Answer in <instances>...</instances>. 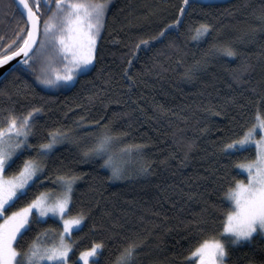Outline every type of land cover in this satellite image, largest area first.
<instances>
[{"label": "trees", "instance_id": "trees-1", "mask_svg": "<svg viewBox=\"0 0 264 264\" xmlns=\"http://www.w3.org/2000/svg\"><path fill=\"white\" fill-rule=\"evenodd\" d=\"M179 2L108 0L96 59L64 90L38 83L31 69L12 71L0 82V89L10 96L0 97V108L14 106L17 112L32 105L44 108L36 121L38 137L31 138L32 143L41 142L56 128L74 134L51 154L48 167L53 176L15 205L21 207L39 192L55 187V175L84 174L75 186L73 213L83 210L87 218L69 239L74 245L70 264L94 239L109 240L115 254L121 237L143 241L136 264H184L190 249L220 235L221 212L228 205L224 200L230 186L227 181H233L236 173V179L246 180L235 165L254 159V149L232 158L222 157L219 149L222 142L237 138L255 122L257 102L264 95V20L260 19L264 0L200 1L179 32L140 51L131 66L134 82L130 86L123 76L126 54L173 19ZM10 3L0 0V9ZM6 15L0 19V33L10 25L15 28L19 19L10 8ZM189 22L213 27L203 40L195 41L187 31ZM228 46L238 55L226 56L221 49ZM242 65L248 70L237 81L233 72H239ZM35 67L39 71L40 65ZM189 69L193 70L191 79L184 75ZM93 120L128 133L122 144L143 146L142 151L123 158L122 178L108 179L111 171L102 167L99 157L81 160L84 147L92 143L90 133L96 131L89 127ZM144 167L148 171L142 172ZM57 168L61 173L55 172ZM46 221L33 226L19 246L27 248L37 232L57 227L55 219ZM109 248L99 258L101 264H110ZM262 261L264 235H257L252 241L232 245L226 264Z\"/></svg>", "mask_w": 264, "mask_h": 264}, {"label": "snow or ice", "instance_id": "snow-or-ice-1", "mask_svg": "<svg viewBox=\"0 0 264 264\" xmlns=\"http://www.w3.org/2000/svg\"><path fill=\"white\" fill-rule=\"evenodd\" d=\"M199 2L180 0L178 6H174L173 19L164 23L156 35L140 39L132 46L126 54L127 65L123 70L130 86L134 77L129 73L135 60L139 59L140 51H146L151 42L171 32H179L185 25V17L195 11L194 6H199ZM107 6L108 0H11L0 9V17L7 18L6 12L10 8L19 19L15 28L10 30L11 34L8 31L0 33V66L19 58L11 71L31 69L37 82L49 88L68 84L76 76V70L84 71L94 63ZM260 19L264 20V11ZM212 27L207 22H189L187 31L192 40L200 41L210 34ZM221 51L229 57L238 55L231 46ZM37 64L40 65L39 71L35 67ZM53 65H63V68ZM247 70L248 66L242 65L239 72H233V79L239 81ZM192 71H186L185 77L191 79ZM3 96H9V93L0 89V97ZM257 103L255 122L242 134L238 133L237 138L222 142L219 149L222 157L232 158L250 151L255 145V159L245 158L235 165L246 171V180L236 179L235 175H239L236 173L234 183L227 181L230 186L224 193V200L228 205L221 212L220 235L205 239L190 249L184 264H192L193 260L195 264H226L232 245L264 235V95ZM43 111L42 106L35 105L24 112H17L14 106L0 108V264H69L74 247L69 239L86 222L87 214L83 210L73 213L75 186L83 178V173H61L57 168L55 172L61 174L55 175V187L39 192L23 206L15 207L17 201L28 196L30 189L53 176L48 167L51 154L57 144L74 135L70 129L56 128L48 131L41 142L32 143L31 138L38 137L36 121ZM84 120L81 117L80 123ZM89 127L96 131L90 133L92 143L84 147L81 160L93 161L99 157L103 160L102 167L111 171L108 179L122 178L123 158L133 151H142L143 146L122 144L128 133L113 131L110 125L102 124L100 120L91 121ZM76 142L79 144L81 138L77 137ZM117 145H120L118 149ZM188 147L191 148V144ZM9 169L13 170L11 174H8ZM141 171L146 172L148 168H141ZM45 172L49 175L45 176ZM45 217L55 218L57 227L37 232L27 248L20 247V240L33 226L47 223ZM95 228L94 224L93 230ZM50 235L58 236V241L48 243ZM109 243L104 238L94 239L89 247L79 252V258L73 264H101L99 258L109 248ZM142 245L143 241L119 238L115 254L109 248L110 264H136Z\"/></svg>", "mask_w": 264, "mask_h": 264}, {"label": "rangeland", "instance_id": "rangeland-1", "mask_svg": "<svg viewBox=\"0 0 264 264\" xmlns=\"http://www.w3.org/2000/svg\"><path fill=\"white\" fill-rule=\"evenodd\" d=\"M200 1H201V2H205V3H206V2H212V3H215V2H223V1H226V0H200ZM0 19H2V17H0ZM92 65H93V64L89 65L88 68H87L86 70H84V71L76 70V76L73 78V80H72L71 82H69L68 84H62L59 88L62 89V90H64V88L66 89L67 87H69V86L73 83V81L75 80V78L77 77L78 74H80V73H82V72H85V71L89 70V69L92 67ZM61 66H62V67H59V68H63V65H61ZM257 133H258V135H257V138H258V137H259V130H257ZM69 140H70V138L67 139V141H69ZM63 142H64V141H63ZM63 142H61L60 144H57L55 148L59 147L61 144H63ZM252 148L254 149V151H256V150H255V145H253ZM254 159H255V158H254ZM239 170H240L241 173H243L245 176H247L246 171H244L243 169H239ZM44 219L46 220V219H48V217H45ZM52 219H55V218H52ZM55 220H56V219H55ZM61 227H62V226H61ZM58 239H59L58 236H55V237H51V236H49V237H48V243H52L53 241H58ZM69 242H70V241H69ZM193 262H194V264H195V260H193ZM69 264H70V263H69ZM81 264H82V262H81Z\"/></svg>", "mask_w": 264, "mask_h": 264}, {"label": "water", "instance_id": "water-1", "mask_svg": "<svg viewBox=\"0 0 264 264\" xmlns=\"http://www.w3.org/2000/svg\"><path fill=\"white\" fill-rule=\"evenodd\" d=\"M19 58H14L12 61H9L8 64L0 66V82L10 73L11 69L15 67Z\"/></svg>", "mask_w": 264, "mask_h": 264}, {"label": "flooded vegetation", "instance_id": "flooded-vegetation-1", "mask_svg": "<svg viewBox=\"0 0 264 264\" xmlns=\"http://www.w3.org/2000/svg\"><path fill=\"white\" fill-rule=\"evenodd\" d=\"M12 28H14V26H11V25H10V28H9L7 31L10 32V30H11Z\"/></svg>", "mask_w": 264, "mask_h": 264}]
</instances>
